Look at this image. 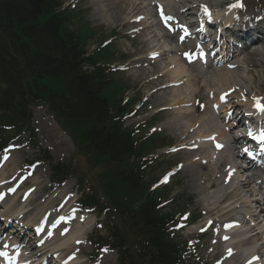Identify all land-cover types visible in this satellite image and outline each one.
<instances>
[{
	"label": "trees",
	"instance_id": "trees-1",
	"mask_svg": "<svg viewBox=\"0 0 264 264\" xmlns=\"http://www.w3.org/2000/svg\"><path fill=\"white\" fill-rule=\"evenodd\" d=\"M70 19L60 0H0V110L9 112L6 118L18 127L28 120L30 105L45 98L62 118L80 121L85 140L113 166L111 175L125 181V187L132 186L131 169L123 167L132 143L110 121L99 71L83 70L84 41L68 28ZM5 133L0 130V145ZM140 207L131 218L135 238L143 235L160 246L162 227L153 203ZM160 256L173 261L177 249L168 246ZM131 258L138 260L135 254Z\"/></svg>",
	"mask_w": 264,
	"mask_h": 264
},
{
	"label": "rangeland",
	"instance_id": "rangeland-1",
	"mask_svg": "<svg viewBox=\"0 0 264 264\" xmlns=\"http://www.w3.org/2000/svg\"><path fill=\"white\" fill-rule=\"evenodd\" d=\"M64 1L66 4L68 3V0H64ZM93 1H96V0H83L79 4V6H81V9H83L84 11L83 14L86 15L87 20L91 22L92 28L97 31L95 36L91 38L90 43L88 45L89 52L94 51L102 39H106L110 36V34L112 33L114 29V26L118 22L116 21V19L119 18L120 13H121L120 8L115 9L113 11L114 14H113L112 23H107L103 21L101 17H98V15L96 14L95 9H93V7L91 6ZM256 2L257 0H250L251 5H255ZM109 6L110 5H107L108 8ZM143 38L145 37H141L136 40H130L129 38H126L122 35L116 41V46H115V49L120 51L121 56L115 62L118 64L123 63L127 59L133 58L134 56L141 54L144 51V49L149 47L150 45L157 44V43H152L153 41H148L146 45L143 42V40H141ZM122 55H126L128 56V58L122 59ZM163 65L164 63L161 64L162 67ZM148 71L149 69L145 68L143 70L136 71L137 72L136 74L134 73L135 70H133V71L125 72V73H120L115 76L117 78V81H120L121 83H125L126 85V91H124L125 92L124 97L127 95L128 96L136 95L135 99H138L142 96L143 93L147 91H152L153 89L157 88L162 82L167 80L166 78L159 77V79L155 80V82L153 83H149L150 81L145 82L147 81V77L149 75ZM251 73H252V76H254V80H252L253 81L252 85L256 86L257 90L261 92L262 90L261 87L264 86V78L263 80H259L255 70L251 71ZM166 76L167 78L172 77L171 75H169V73ZM263 77H264V72H263ZM195 79L197 80L198 87L205 86L209 82V80L204 78L203 75H199L198 77L196 76ZM165 95L167 96L171 95V90H161L159 92H156L154 95H152L150 102H153L154 104L156 103L157 105H161L163 103L161 99H164ZM176 112L169 110L166 113L161 115L162 120H163L161 125L165 126L168 129L167 133L160 137L161 142H163L164 145L178 143V141L182 139L181 136H183L184 130L188 127L187 118L183 119V117L179 116ZM34 124L37 127L38 138H39L41 147H44V149L49 150L53 158H55L57 161H64L67 163L68 162L72 163V165L74 162H76L75 157H74V156H77V153L74 148L75 146L71 142L70 138L65 133H63L60 126L57 124L55 120H53V118L51 117V115H49V113L46 111L45 108L40 107L35 110ZM169 134H172V136H170ZM38 151L39 150H35V149L27 147L23 151L14 152L13 154L15 156L14 162H10L9 167L7 168V174H8L7 176H12V178H9V179L11 180L14 178V176L16 175L15 170L22 167L21 165L23 161L27 159L28 160L33 159L35 157L36 152ZM169 159L170 160L174 159L173 160V163H174L178 160L185 161L186 157L184 154H181V155L179 154V155L171 156V158ZM167 163L169 162H166V164ZM166 164H163L162 166L164 167ZM218 166H221V164L219 163ZM222 169L223 167H220V170ZM24 170L25 172H27L28 168L24 167ZM156 170L158 171L160 169H156ZM38 176H39V181H40L39 189L33 197L39 196L41 194V190L48 187V177L50 176V172L47 169L46 165L42 166V168L39 169ZM151 176H153V173L148 175V178ZM74 180H70V181L74 188L72 191L75 193L77 189V185L75 186L76 179ZM196 180H197L196 178L192 177L191 169L186 166V169H184L183 172H181L175 179V183L173 185L175 187H174L171 197L172 198L176 197V201L180 204L179 209L184 210L185 205L189 202L190 206L188 208L189 209L191 208L194 212L197 211L199 214V210L195 208L197 207L196 205L197 198H200L199 195L196 196L197 190H198V187L195 184ZM29 185H31V183ZM206 186H207V190H205V194L210 193L211 195H214L215 191H218L217 190L218 187L215 189L208 190V187H209L208 183H206ZM194 197H196L195 204H194ZM50 198L53 199L52 196H50ZM190 198H193V201H191ZM51 199L49 200L48 205H47L49 209L54 210L55 208L54 206L57 205V203H59L61 207L62 199L60 198L54 199V202H52ZM31 203H33L34 207L35 206L39 207L41 200H39V198L36 197L35 199L31 201ZM44 204H46V200ZM44 204L42 203V205L46 207V205ZM43 206H41L40 213H38L37 217H39L42 214L41 211L43 209L42 208ZM174 209L175 208H174V205H172V203L164 207L165 211H172ZM37 210L39 212V208ZM102 233H104L105 235V231H102ZM89 247L90 245L89 243H87L85 248H82V249L84 252H87ZM90 264H117V257L115 253L108 251L103 255V258H101V260L97 262H92Z\"/></svg>",
	"mask_w": 264,
	"mask_h": 264
},
{
	"label": "bare ground",
	"instance_id": "bare-ground-1",
	"mask_svg": "<svg viewBox=\"0 0 264 264\" xmlns=\"http://www.w3.org/2000/svg\"><path fill=\"white\" fill-rule=\"evenodd\" d=\"M138 0H97L96 3H97V7H96V11L99 13V14H106L107 15V21L110 20L112 14L110 13V9H108L107 7V2H110V4L114 5V6H117L118 8H120V10H122V13L125 12V11H130L128 14L131 13V11H135L136 9H141V7L144 5V2H136ZM208 2L214 4V5H217L220 3L221 0H207ZM135 2V3H134ZM117 4V5H115ZM200 4L197 3V4H194V7L193 8H197L199 7ZM116 7H113L112 9H115ZM223 12H226V15L230 18L233 17V15L235 16V14L238 12V11H235V7H231L229 10H224ZM121 13V14H122ZM181 14H183V12H181ZM185 16V15H184ZM234 19H232L233 21ZM241 21V20H240ZM244 22V21H242ZM246 23V22H244ZM248 24V23H246ZM143 25V24H142ZM152 27L151 24H148V26L146 25L145 28L143 29V32L144 31H147L149 30V28ZM251 36H253L254 34L250 33ZM164 38V36L161 37V39ZM255 51L257 52V54L261 57V58H264V47H258L255 49ZM250 55V54H249ZM225 58V57H224ZM251 58V57H250ZM212 61V60H211ZM188 69L186 67H181V68H177V70H175L173 72V75L175 78H178L182 75H184L186 73ZM136 74V73H135ZM209 76L211 78V81L210 83L211 84H214L213 87H218L219 90H223V91H228L230 89H233L234 85L233 83L231 82L232 78L234 77L233 76V73L225 68H222V69H218V70H210L208 69L207 72H206V76L207 77ZM259 76L262 77L261 73H259ZM259 77V78H260ZM192 86V83L188 84L187 87H184V88H174L172 91H171V95L169 96V102L173 103L175 102V104H179V105H185L187 104L188 102H183V99L184 98H181L179 99L180 97H182V95L189 89V87ZM237 92L240 94V95H243V94H246L245 92L246 91H243V90H237ZM233 97V95H231ZM172 97V98H171ZM255 101L257 100H251V99H242L241 102L245 105V106H250L252 104L255 103ZM233 109V106L230 107L228 106L227 108L225 107L224 109V113L227 114V118L225 120H227L228 118H231V114H233L232 110ZM180 116H184V117H190L191 116V113H190V110H186L184 112H179ZM216 116L213 115V117L211 118V120H214ZM208 122V119H206V122L204 124H202L200 126V128L195 132L193 133L192 135H189V139L190 140H194L195 142L196 141H202L203 140V137H202V132H206V134H204L205 136H210L211 138L215 139L217 137L219 138H223V137H226V135L228 134V132L230 133L231 131L233 130H237L238 129V126H240V121L238 122H234L233 125L230 126V128L228 130H225V131H220L218 130V128H216L215 130H209V127L212 126V125H209L207 124ZM188 124V128H194V122H187ZM196 128V127H195ZM187 130V129H185ZM189 133V129L187 131H185V134H188ZM196 136V137H195ZM234 143H236V140L233 141V144L231 143V146L232 148H234ZM234 145V146H233ZM206 150H203L202 151V154L203 155H206ZM209 154V153H208ZM228 155V154H227ZM212 156V154H210L208 157L210 158ZM230 156H228L229 158ZM202 158H206V157H202ZM202 158L199 157V158H190V161H191V165H192V175L193 177H198L199 175H204L203 172L205 171V168H203V166L201 165V162H202ZM227 160L228 158L225 157ZM229 161V160H228ZM229 164V162L227 163ZM214 172H212L211 174L209 173V176H214ZM4 177V172H1L0 173V182L2 181ZM248 181H251V178H247ZM1 184V183H0ZM71 185V182H66L63 187L59 188L57 190V194H60V195H65L66 194H69L68 191L70 190V186ZM221 193H223L222 195H220L218 201L223 198L224 196L227 195V192L225 191H221ZM232 196H234L233 198L235 197H240L241 196V192H240V188H236L233 192H231ZM253 198H255V200H258V198H256V196H253ZM71 200H72V196L70 197ZM241 198H244L241 196ZM15 204V200H11L10 202H5L4 203V208L5 209H10L9 211H12L13 210V215H17L18 213L20 214V212H23L25 211V204H22V205H19V207L14 210L12 207L13 205ZM3 210L1 211L4 212V208L1 207ZM8 212V210H7ZM5 216H8L7 213H5ZM25 215H27V213H25ZM256 216V215H254ZM93 222V218L91 217H88V216H84L80 221H79V227L78 229H76L74 232L72 231L70 233L69 236H67V238L65 239H61L59 236H56L60 241L59 242H56L54 241V243H56L53 247V249L55 250L54 252H59L57 251L58 249L62 248V247H66L67 245H71L73 244L75 241H79L81 239H83V237L85 236V234H87V230L90 228L91 224ZM252 222L256 223L257 225H261L262 224V221L258 218L254 219ZM251 222V223H252ZM250 226V224L248 225ZM247 226V227H248ZM260 228V227H259ZM261 229V228H260ZM263 241V240H262ZM49 242H51V240H49ZM257 242L254 240L252 241V244H256ZM46 243L45 244H42V246L45 248L46 247ZM247 245H249L248 243L245 244V246L239 244V246H237L238 249H240L241 252H248V248L246 247ZM40 247V246H39ZM39 247H36V248H39ZM71 248V247H70ZM254 250V248H253ZM63 254L64 253H58V258L60 260V264H63L62 262L65 261L67 259V257H63ZM77 255V254H75ZM68 256V255H67ZM77 257V256H75ZM235 259H237L235 257ZM76 260V258H72V260H70L68 263L66 264H73L74 261ZM247 261V259L245 260V262ZM234 263V262H233ZM234 264H239L238 263V260L236 263Z\"/></svg>",
	"mask_w": 264,
	"mask_h": 264
},
{
	"label": "snow or ice",
	"instance_id": "snow-or-ice-1",
	"mask_svg": "<svg viewBox=\"0 0 264 264\" xmlns=\"http://www.w3.org/2000/svg\"><path fill=\"white\" fill-rule=\"evenodd\" d=\"M238 7L239 6H242V5H237ZM205 11H207V9H205ZM187 31V29H185V32ZM181 39H183V37H181ZM257 107H260V105H257ZM261 110H264V108H262ZM217 147H222L221 145H217ZM4 159H7V157H4ZM4 255H6V253H4Z\"/></svg>",
	"mask_w": 264,
	"mask_h": 264
}]
</instances>
